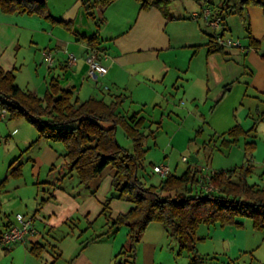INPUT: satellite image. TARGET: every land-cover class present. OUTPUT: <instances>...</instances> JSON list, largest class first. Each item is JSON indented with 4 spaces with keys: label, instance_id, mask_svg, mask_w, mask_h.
I'll return each instance as SVG.
<instances>
[{
    "label": "crops",
    "instance_id": "0c3cea01",
    "mask_svg": "<svg viewBox=\"0 0 264 264\" xmlns=\"http://www.w3.org/2000/svg\"><path fill=\"white\" fill-rule=\"evenodd\" d=\"M90 1L93 3L95 0ZM47 3L53 22L38 16L7 15L0 11V69L14 73L19 87L44 98L50 82L56 80L62 87L71 89L80 103L97 99L112 104L121 100L119 112L126 117L134 114L143 117L146 125L151 123L155 139L166 121H170L172 126L177 123L171 127L173 130L170 128L168 131L171 145L168 146L182 151L197 144V139L205 133L203 125L209 124L215 135L204 141V147L216 143V137L222 143L224 139L225 143L232 142L228 132L240 127L248 134L240 136L235 144L223 146L229 148L243 144L244 165L249 164L254 168L261 148L256 140L257 124L264 123V101L261 98L264 96L262 8L249 7L245 20L238 15L226 17L227 32L224 38L239 41L242 49H226V54H209L210 38L221 36L219 31L222 29L215 30L210 26V21L203 14L208 9L201 2H198L200 8L192 10L190 14L166 16L156 8L142 10L137 0H116L105 9L94 10L97 18L103 21L100 29L89 18L81 0H47ZM95 35L100 41V63L108 71L106 74L97 72L96 77L92 78L88 75L86 63L90 47L81 38ZM250 37L259 43L257 49L251 47ZM44 52L54 55L53 66H47ZM71 54L76 58L73 64L68 60ZM26 67L31 70L29 78L22 76ZM252 112L262 114L258 116L260 118L253 119ZM249 117L253 120L251 126ZM7 118L8 115L0 117V120ZM174 119L178 122H174ZM192 133H195V138L191 136ZM223 135L226 137L221 138ZM248 143L255 144L251 154L246 152ZM45 148L43 157L37 160L53 166L62 157L64 147L54 149L48 144ZM194 156L198 159L197 155ZM184 158L188 161H183ZM189 160L187 156L182 157L184 163ZM17 162L18 159L13 163ZM257 164L263 165L264 162ZM168 165L171 172L177 175L172 164ZM208 173L206 171L203 175ZM260 181V185L255 186L263 188L264 178ZM43 200L44 206L31 215L36 234L29 235L24 243L15 245L9 251L0 247L4 251L0 255V264H184L182 259L190 260L188 264H193L191 254H180V244L176 238L173 237L172 241H176L177 248H167L170 236L158 223L151 224L144 233L137 244L134 259L129 255L119 256L128 246V237L126 234L119 241L118 232L105 235L110 224L105 228V233H93L91 238L105 236L90 242V238L85 241L78 238L69 244V251L65 250L62 248L64 243L60 245L66 235L63 230L67 227L65 219H72L82 208L72 196L62 192L51 193L48 201L46 198ZM125 206L123 211L117 212L118 215L126 214L132 208L130 203ZM81 213L84 217L91 215L88 210ZM238 222L240 226L237 227L208 226L214 228L213 231L208 229L209 235L217 237L226 248H223V258L207 249L203 250V255L220 263L227 259L234 262L250 255L251 264L257 262L252 241L261 236L256 232L264 231L255 230L250 220L238 219ZM8 223L18 225L16 222ZM6 226L0 228V234L7 230ZM196 236L198 243L205 241L206 236L197 233ZM74 237L77 238L76 235ZM35 245L45 247L41 256L31 252ZM198 256V259H202Z\"/></svg>",
    "mask_w": 264,
    "mask_h": 264
},
{
    "label": "trees",
    "instance_id": "16d2710c",
    "mask_svg": "<svg viewBox=\"0 0 264 264\" xmlns=\"http://www.w3.org/2000/svg\"><path fill=\"white\" fill-rule=\"evenodd\" d=\"M81 1L89 18L100 29L103 21L97 18L94 10L105 9L116 0H95L93 3L90 0ZM137 1L142 10L156 8L166 16L170 14V0ZM197 1L210 11L211 20L220 19L222 34L219 37H224L227 32L228 15H238L245 20L249 7L264 10V0ZM0 11L7 15L26 14L54 21L47 0H0ZM246 29L249 32V28ZM250 38L251 47L257 49L259 43ZM81 40L90 47L91 52L100 53L98 35ZM226 49L219 45L218 36L210 38L209 54H226ZM120 102L108 104L103 100L91 99L80 103L71 89L62 87L56 80L50 82L45 97L40 98L19 87L14 73L0 69V109L7 111L8 118L28 120L49 142L62 144L64 167L69 172H76L82 185L89 189L90 183L107 167L114 170L112 188L117 195L109 198L106 206L114 199L125 200L132 205L128 213L112 220L109 231L105 233H116L122 227L128 230V246L119 256L129 255L134 259L137 244L154 223L163 225L169 236L178 240L180 254H191L193 264L202 262V259H198L196 249V232L202 225L237 227L240 226L238 219H247L255 230L264 231V187L249 184L253 170L249 164L226 171H212L210 180L199 169L193 168L197 165L193 164L181 176L171 172L162 178L159 187L146 186L139 172L146 164L145 141L149 137L155 138V131H151V123L146 125V120L138 114L123 116L118 110ZM120 128L132 142L131 152L118 141L117 132ZM247 134L240 127H235L227 134L232 142L225 143L224 139L223 145L235 144L240 136ZM224 137L226 135L221 136ZM254 148V143L246 144L248 154ZM14 164L11 165V174L18 177L21 168L14 169ZM206 183H211L216 190L204 191L201 186ZM6 227L8 230L13 226L8 223ZM105 235L90 238L88 242ZM42 250H46L45 247L35 245L31 252L41 256Z\"/></svg>",
    "mask_w": 264,
    "mask_h": 264
},
{
    "label": "rangeland",
    "instance_id": "374dc122",
    "mask_svg": "<svg viewBox=\"0 0 264 264\" xmlns=\"http://www.w3.org/2000/svg\"><path fill=\"white\" fill-rule=\"evenodd\" d=\"M199 5L201 6L198 1L194 0H170L168 11L170 14L180 16L182 14H190L194 9H199ZM219 32L222 33L221 30ZM29 73H31V70L26 67L22 71V76L29 78ZM261 98L264 101V96ZM259 115L252 112L251 117L257 119L260 118L258 117ZM176 120L174 119V122H178ZM249 120L250 126L253 125V120L251 118ZM166 122L164 128L160 129V132L156 135V139L149 137L145 141V149L147 151L146 164L144 169L139 172V177L146 186L159 187L162 183V178L153 171L154 166L167 165L170 167L168 164H172L173 171L181 176L189 166L194 164L190 160L188 163H184L182 161L183 156H187L190 159L191 155H197L199 162L193 167H197L202 172V175L206 171H226L241 168L246 164L243 144L225 148L222 140L216 137V143L204 147V141L210 140L215 136L209 124L203 125L205 133L201 134L200 137L199 135L197 136L199 137L197 144L191 145L183 151L179 148L169 147L171 145L169 144L170 133L168 134V131H170L171 127L176 126L177 123L172 126L170 121ZM257 126H259V129L256 133L257 139H255L261 147L257 160L261 164V162H264V152H262V147H264V123L259 122ZM191 136L195 138V133H192ZM117 138L122 147L130 152L132 151L130 149L132 147L131 141L125 137L121 129H118ZM48 144L52 145L54 149L62 147V144L51 143L48 139L42 137L37 128L25 118L11 119L9 117L5 120H0V228H3L8 222H16L17 224L16 217L18 214L23 215L26 219H32L31 215L35 210L44 206L43 199L46 198L48 201L51 193L54 192L66 193L76 200L78 206H81V212L85 210L91 212L90 217H84L85 215L80 212L78 215L73 216L72 219H65L67 224V227L63 229L66 232L63 239L65 241H60V245L64 243L62 248L69 251V244L76 239L81 238L82 241H85L87 238H91L94 235L93 233H105L107 231L105 228L112 223L113 219L117 218V212L119 210L123 211L126 207L125 204L128 205L129 202L114 199L109 203V206H106L108 199L117 195L112 188L114 170L110 166L98 178L94 179L90 183L89 189H87L80 183L76 172H69L64 167L65 159L63 157H59L53 166L38 161V158L43 157L45 147ZM59 152L61 153L62 151L59 150ZM16 159H18V162L13 168H21V174L18 177L11 174L12 169L9 170L10 165ZM257 163H254L253 176L249 179L251 186L260 185L261 178H264V164L258 165ZM107 207L109 208L107 209ZM159 227L161 226L159 225ZM209 228L202 225L196 232L199 236H206L203 243L199 242V244L197 242L196 244L197 252L204 264H251L250 255L234 262H229L227 259L223 263L215 262L213 258L204 256V249L217 252L221 258H223L222 255L224 253L223 248L225 245L223 242H219L217 237L214 238L209 235V230H214L212 227ZM86 229L88 231H85ZM127 232L128 230L125 227L118 231L119 241L121 237L123 239ZM256 233L261 236L259 239L252 241V246L256 248L253 253L257 262H254V264H264V233ZM172 238H168L170 242H168V247H166L176 249V241H172ZM1 249L0 255L4 254ZM166 251L168 250L166 249ZM254 258L252 257V260ZM181 262L188 264L190 260L184 261L182 259Z\"/></svg>",
    "mask_w": 264,
    "mask_h": 264
},
{
    "label": "built area",
    "instance_id": "2783aa9c",
    "mask_svg": "<svg viewBox=\"0 0 264 264\" xmlns=\"http://www.w3.org/2000/svg\"><path fill=\"white\" fill-rule=\"evenodd\" d=\"M204 18L209 22L210 26L218 30L220 29V19L210 20V11H204ZM219 45L227 49H242V45L239 41H234L232 39H225L224 37H218ZM43 58L46 64L51 67L54 65L55 58L54 55L50 52H44ZM68 60L70 64L75 63L76 58L74 55H69ZM86 63L88 65V75L92 78L96 77V73L106 74L108 69L100 63V54L97 52H90L86 58ZM7 116V111L0 109V117L5 118ZM183 161L187 162L188 159L184 158ZM155 174H158L161 178H166L171 173V168L167 165L154 166L153 168ZM211 172H209L205 177L210 180ZM202 189L206 192H211L216 190L211 183H206L201 186ZM17 226H13L7 231H5L1 236L0 247L11 250L15 245L19 243H24L29 235L36 234L37 230L34 226V221L32 219H26L23 215L18 214L17 217Z\"/></svg>",
    "mask_w": 264,
    "mask_h": 264
},
{
    "label": "water",
    "instance_id": "95a60500",
    "mask_svg": "<svg viewBox=\"0 0 264 264\" xmlns=\"http://www.w3.org/2000/svg\"><path fill=\"white\" fill-rule=\"evenodd\" d=\"M190 161H191V163H197L198 159L194 155H191Z\"/></svg>",
    "mask_w": 264,
    "mask_h": 264
}]
</instances>
